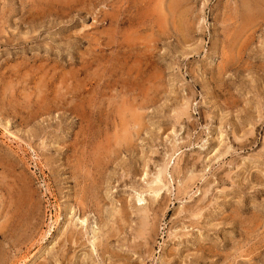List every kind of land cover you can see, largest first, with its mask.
<instances>
[{
	"label": "rangeland",
	"instance_id": "374dc122",
	"mask_svg": "<svg viewBox=\"0 0 264 264\" xmlns=\"http://www.w3.org/2000/svg\"><path fill=\"white\" fill-rule=\"evenodd\" d=\"M257 1L0 0V264H264Z\"/></svg>",
	"mask_w": 264,
	"mask_h": 264
},
{
	"label": "bare ground",
	"instance_id": "6f19581e",
	"mask_svg": "<svg viewBox=\"0 0 264 264\" xmlns=\"http://www.w3.org/2000/svg\"><path fill=\"white\" fill-rule=\"evenodd\" d=\"M253 1H254V0H253ZM257 2H259V0H258ZM255 7H256V6H255ZM246 8H247V7H246ZM263 8H264V7H263ZM175 10H176V9H175ZM244 10H245V9H244ZM256 10H257V9H256ZM254 12H255V11H254ZM184 14H185V13H184ZM258 14H259V13H258ZM258 14H257V15H258ZM246 17H247V18H246ZM253 17H254V16H252L251 14L246 15V16H245V19H246V21L248 20L247 23L253 21V19H252ZM255 20H256V19H255ZM177 21H178V20H177ZM183 22H184V21H183ZM247 23H246V24H247ZM251 23H253V22H251ZM179 26H181V25H179ZM179 26H178V27H179ZM246 28H247V27H246ZM136 126H137V125H136ZM133 128H134V127H133ZM133 128H132V129H133ZM160 179H161V178H160ZM160 179H159V180H160ZM158 193H159V192H158ZM69 236H70V235H69Z\"/></svg>",
	"mask_w": 264,
	"mask_h": 264
}]
</instances>
